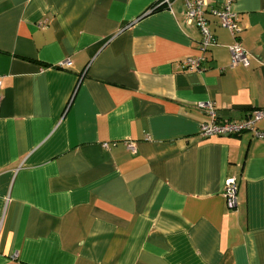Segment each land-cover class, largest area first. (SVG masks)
I'll list each match as a JSON object with an SVG mask.
<instances>
[{"label":"crops","instance_id":"obj_1","mask_svg":"<svg viewBox=\"0 0 264 264\" xmlns=\"http://www.w3.org/2000/svg\"><path fill=\"white\" fill-rule=\"evenodd\" d=\"M159 1L0 0V264H264V139L198 134L199 102L264 105V0L231 4L246 67L208 15L202 72L183 0Z\"/></svg>","mask_w":264,"mask_h":264},{"label":"built area","instance_id":"obj_2","mask_svg":"<svg viewBox=\"0 0 264 264\" xmlns=\"http://www.w3.org/2000/svg\"><path fill=\"white\" fill-rule=\"evenodd\" d=\"M233 0H224L220 6H210L207 0H183L185 16L188 22L194 23L200 32L198 43L200 54L198 56L187 57L183 64L186 69L202 72V65L206 58V52L215 42L214 36L208 25V15L215 18L217 24L225 28L231 35L233 41L228 45L230 62L228 67L233 68L238 65L248 66L249 60L247 52L241 42V28L239 27L237 15L231 10ZM160 8L171 9V0H160L150 11ZM1 88V77H0ZM1 100V93H0ZM198 106L206 109L210 116V122H204L199 126L198 134L200 137L212 135L229 136L244 132L257 139H264V130L257 127L260 121H264V105L252 109L246 117L239 120H217L215 110L211 102H199ZM104 145H106L104 143ZM127 150L135 152L133 141L125 142ZM237 182L234 177L227 178L223 186V197L226 207L234 209L237 204Z\"/></svg>","mask_w":264,"mask_h":264}]
</instances>
